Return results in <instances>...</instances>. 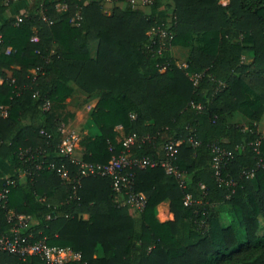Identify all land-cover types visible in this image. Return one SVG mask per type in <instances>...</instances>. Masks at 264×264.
<instances>
[{
  "label": "trees",
  "instance_id": "trees-1",
  "mask_svg": "<svg viewBox=\"0 0 264 264\" xmlns=\"http://www.w3.org/2000/svg\"><path fill=\"white\" fill-rule=\"evenodd\" d=\"M9 5L0 0V16ZM158 27L166 33L151 44ZM172 46L188 50L186 66ZM95 99L60 155L61 125ZM0 107V161L11 169L0 168V189L14 181L5 207L29 217L20 232L32 241L79 252L68 264H264V0H31L0 25ZM118 125L130 142L117 140ZM176 141L180 176L128 169L146 200L138 214L110 178L76 179L77 161L103 165L121 151L165 160ZM212 145L232 152L222 180ZM26 149L42 168L20 156ZM24 169L31 178L20 179ZM162 201L172 219H157ZM9 226L0 207V232ZM0 264L45 263L0 252Z\"/></svg>",
  "mask_w": 264,
  "mask_h": 264
},
{
  "label": "built area",
  "instance_id": "built-area-1",
  "mask_svg": "<svg viewBox=\"0 0 264 264\" xmlns=\"http://www.w3.org/2000/svg\"><path fill=\"white\" fill-rule=\"evenodd\" d=\"M4 4H10L14 0H1ZM106 3H110L113 0H103ZM151 0H143V3H149ZM77 18H79L77 16ZM165 30L158 27L153 29L150 32L151 35V44L155 42L156 36L165 35ZM35 39V37H34ZM6 52H9V48L5 49ZM49 108V102L46 101L42 110H47ZM0 115H6V108L0 107ZM60 133L62 135L61 140L58 144V150L60 155L68 156L71 154L73 147L77 141V134L75 131H72L67 128L66 125L62 124ZM134 136H130L127 139V142H130ZM179 144L178 141L174 143H167L164 146V149L167 154L165 160H157L148 157L135 158L132 157L127 151H121L117 155H113L110 160L103 165L91 164L88 162L77 161L78 164V178L80 179L85 176L96 175L102 177H108L111 179L112 188L117 195V198L120 197L119 203L121 205H127L131 212L138 214L143 211L145 207V197L139 193L135 192L132 188V173L128 172V169L131 167H136L139 169H145L148 167H155L157 165L162 166L165 169L166 173L179 175L177 169L173 164H171L170 158L175 157L176 146ZM212 151V167L215 170V175L219 180L221 178V169L225 162L232 157V152L218 145L211 146ZM20 156L26 157V161H31L34 163L36 169L42 168L44 163L43 161L35 162L33 160V153L30 149H26L20 152ZM48 168H51L57 172V174L64 180L69 178L68 169L63 164H55L50 162L47 165ZM250 176L253 175V172H250ZM26 176L32 177V173L28 169L19 171L20 179L25 178ZM5 181V186L0 189V207L5 209L6 220L9 223V229L7 232H0V252L8 253L14 256H17L19 259L25 261L30 257H38L45 264H68L70 262L79 261L80 253L74 251L68 246H51L48 245L45 241V238L32 241L30 234H22L20 230L26 227L29 223V217L24 215L15 214L14 212L6 209L5 200L8 193L7 185L13 184L14 181L8 177ZM74 179V180H76ZM79 181H77L78 183ZM230 183L229 181L227 182ZM203 187V186H202ZM189 196H185V203H188Z\"/></svg>",
  "mask_w": 264,
  "mask_h": 264
},
{
  "label": "crops",
  "instance_id": "crops-1",
  "mask_svg": "<svg viewBox=\"0 0 264 264\" xmlns=\"http://www.w3.org/2000/svg\"><path fill=\"white\" fill-rule=\"evenodd\" d=\"M30 3H31V0H17L15 2H13L12 4H10L9 7L7 8V10L5 11V13L0 16V25L6 19H8L10 17L17 16L18 14H23L25 12L26 8L30 5ZM95 46H96V42H92L90 44V50L92 53L95 52ZM171 53H172L174 58H175L176 54L183 53V55H185V59H186V57L188 55V50L173 46ZM180 56L181 55H178V57H180ZM251 60H252V57L250 56V53L244 54V56H243L244 62H250ZM175 61L177 62L176 58H175ZM183 61H184V63L186 62L185 60H183ZM183 66H186V63ZM95 103H96V99L86 103L82 107V109L77 111L75 119L70 121L68 124H65L67 126V128L74 131V126L82 119V117L86 114L88 109L90 107H92ZM258 129L264 135V112H263L261 121L258 124ZM115 130L117 131V140L124 139V143H126L127 138H123L122 127L120 125H118L115 127ZM0 168L5 173H7V175L11 173L10 167L5 162L0 161ZM156 217L159 221H166V220L172 219V214L169 212L168 201H162L161 203H159L156 206Z\"/></svg>",
  "mask_w": 264,
  "mask_h": 264
},
{
  "label": "rangeland",
  "instance_id": "rangeland-1",
  "mask_svg": "<svg viewBox=\"0 0 264 264\" xmlns=\"http://www.w3.org/2000/svg\"><path fill=\"white\" fill-rule=\"evenodd\" d=\"M222 2H226V0H222ZM172 48H173V46L172 47H170V51H172ZM187 52V51H186ZM177 55V56H176ZM175 55V58H176V60H177V65H181V66H183L185 63H184V61L183 60H185L186 61V59H185V55H183V53H180V54H176ZM178 55H181L180 57H178ZM173 56V55H172ZM174 58V59H175ZM93 131H96V129L95 128H93L92 129ZM262 224H263V227H264V222H262ZM262 232V231H261Z\"/></svg>",
  "mask_w": 264,
  "mask_h": 264
}]
</instances>
